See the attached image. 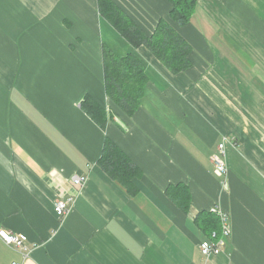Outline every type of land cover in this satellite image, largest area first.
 <instances>
[{"label":"crops","instance_id":"obj_1","mask_svg":"<svg viewBox=\"0 0 264 264\" xmlns=\"http://www.w3.org/2000/svg\"><path fill=\"white\" fill-rule=\"evenodd\" d=\"M114 1L148 34L170 15L168 0ZM198 3L197 23L177 25L192 65L173 73L119 34L98 0H0V228L28 246L25 256L0 238V264H264V0ZM104 43L145 65L131 116L105 92ZM88 94L117 109L105 128L83 110ZM106 136L142 170L137 194L99 166ZM223 141L220 178L212 156ZM179 182L189 213L166 194ZM61 198L72 201L58 218ZM215 208L232 232L205 256L211 236L196 216L220 219Z\"/></svg>","mask_w":264,"mask_h":264},{"label":"trees","instance_id":"obj_2","mask_svg":"<svg viewBox=\"0 0 264 264\" xmlns=\"http://www.w3.org/2000/svg\"><path fill=\"white\" fill-rule=\"evenodd\" d=\"M171 4L169 18L159 20L153 33H146L114 0H98L100 14L133 47L146 46L171 72L179 73L192 65L193 50L189 40L181 34L177 25L188 24L199 9L198 0H168ZM105 71V92L120 110L133 115L140 107L148 76L144 63L134 54L119 56L107 44L102 46ZM83 110L102 128L116 113L114 106L107 109L91 95L81 103ZM99 166L114 180L119 181L131 195L138 192L135 178L142 170L129 155L109 136H106ZM167 196L185 213H189L192 194L185 182L170 184ZM196 221L208 236L220 230V219L210 211H201Z\"/></svg>","mask_w":264,"mask_h":264},{"label":"built area","instance_id":"obj_3","mask_svg":"<svg viewBox=\"0 0 264 264\" xmlns=\"http://www.w3.org/2000/svg\"><path fill=\"white\" fill-rule=\"evenodd\" d=\"M225 147V141L219 143L217 146V151L212 156V160L214 162V173L220 178H225L228 174V166L225 160ZM84 180L85 177L78 174L74 176L73 183L76 186H79L83 184ZM71 201L72 198H61L56 202L54 211L58 218H63L68 214ZM214 211L220 216L222 229L220 233L214 231L210 238L205 239L200 243V249L205 256L221 253L223 247L226 245L227 239L230 237L232 232L229 215L220 208H215ZM0 238L6 244L18 248L25 256H27V236L24 233L9 232L3 228H0Z\"/></svg>","mask_w":264,"mask_h":264},{"label":"rangeland","instance_id":"obj_4","mask_svg":"<svg viewBox=\"0 0 264 264\" xmlns=\"http://www.w3.org/2000/svg\"><path fill=\"white\" fill-rule=\"evenodd\" d=\"M199 13H200V9H198L197 12H195V14L193 15V18L190 22L193 21V23H197V21L199 19ZM198 26L201 28V31H203L205 33L208 32L206 29H202L201 24H198Z\"/></svg>","mask_w":264,"mask_h":264}]
</instances>
